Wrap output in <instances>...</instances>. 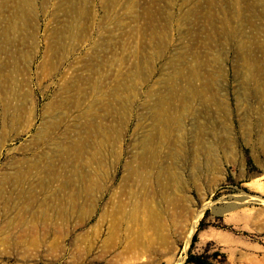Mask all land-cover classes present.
Masks as SVG:
<instances>
[{
    "label": "rangeland",
    "instance_id": "374dc122",
    "mask_svg": "<svg viewBox=\"0 0 264 264\" xmlns=\"http://www.w3.org/2000/svg\"><path fill=\"white\" fill-rule=\"evenodd\" d=\"M190 255L264 264V0H0V264Z\"/></svg>",
    "mask_w": 264,
    "mask_h": 264
},
{
    "label": "trees",
    "instance_id": "16d2710c",
    "mask_svg": "<svg viewBox=\"0 0 264 264\" xmlns=\"http://www.w3.org/2000/svg\"><path fill=\"white\" fill-rule=\"evenodd\" d=\"M202 227H200L201 230ZM197 241V233L194 235L193 239H192V244L191 247L193 248L195 243ZM195 259V257L193 255H190V257L188 258L187 264H193V260Z\"/></svg>",
    "mask_w": 264,
    "mask_h": 264
},
{
    "label": "bare ground",
    "instance_id": "6f19581e",
    "mask_svg": "<svg viewBox=\"0 0 264 264\" xmlns=\"http://www.w3.org/2000/svg\"><path fill=\"white\" fill-rule=\"evenodd\" d=\"M196 225H197V224H196V222L194 221L193 224H192V226H193L192 228L195 229V228H196Z\"/></svg>",
    "mask_w": 264,
    "mask_h": 264
}]
</instances>
